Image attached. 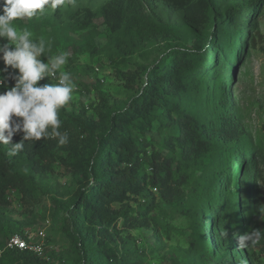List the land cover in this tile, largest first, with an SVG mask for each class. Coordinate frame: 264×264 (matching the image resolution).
Returning a JSON list of instances; mask_svg holds the SVG:
<instances>
[{
    "label": "rangeland",
    "instance_id": "rangeland-1",
    "mask_svg": "<svg viewBox=\"0 0 264 264\" xmlns=\"http://www.w3.org/2000/svg\"><path fill=\"white\" fill-rule=\"evenodd\" d=\"M201 1L65 0L54 10L46 8L31 20L16 22L32 31L34 38L43 37L51 45L52 54L67 53V63L61 71L71 74L76 87L72 100L60 110L59 119L62 127L68 125L69 131L76 128L78 133L69 136L65 145L55 141V148H40L46 156L38 162L20 157V151L14 155L29 188L26 193H9L12 204L0 206V249L15 233L30 230L34 242L44 243V264H81L78 244L63 227L68 224V208L92 181L96 169L92 154L102 152L108 140L107 117L99 112L128 107L138 99L160 61L168 60L166 69L172 65L170 55L193 50L199 39L210 36L211 22L196 19L192 13L193 5ZM249 3H254L253 15L257 13L251 29L241 30L223 44L222 51H227L225 57L233 66L230 77L211 65L198 85L186 78L173 81L168 100L177 105L181 114L196 120L210 141L209 150L202 154L195 153V149L188 151L187 165L195 161L189 169L188 185L199 183L207 188L206 202L200 205L213 259L222 262L228 254L240 264H264L261 246L255 243L241 248L232 238L249 232L256 224L260 230L264 228L258 211L264 205V0H219L223 11ZM112 14L113 23L108 19ZM41 60L47 62L46 57ZM4 67L1 61L0 70ZM169 74L168 71L161 79ZM214 76L218 77L216 81H212ZM177 111L171 112V119L178 118ZM223 116L228 118L225 130L234 141H228L225 130L220 129ZM80 120L87 123L86 127L78 126ZM144 131L130 133L142 147V175L150 174L144 156L159 153L179 162L184 160L181 147L172 138L179 134L174 123L162 128L154 121ZM252 160L255 164H251ZM227 182L230 192L237 191L241 196V212L239 222L226 231L228 243L223 244L224 220L213 209L222 200L220 187ZM188 185L179 188L187 198L191 193ZM145 200L152 204L147 207ZM176 204L167 203L149 182L138 194H127L123 200H101L93 207L95 213L82 209L81 230L86 238L83 245L94 249L108 244L123 255H131L132 264L134 260L141 264H200L199 255L190 249V219ZM189 204L193 206L195 202ZM135 213L154 217L160 222L159 228L130 225L127 217ZM99 218L112 219L102 232L97 230ZM40 230L45 233L43 239L36 237ZM13 263L12 259H0V264Z\"/></svg>",
    "mask_w": 264,
    "mask_h": 264
},
{
    "label": "trees",
    "instance_id": "trees-1",
    "mask_svg": "<svg viewBox=\"0 0 264 264\" xmlns=\"http://www.w3.org/2000/svg\"><path fill=\"white\" fill-rule=\"evenodd\" d=\"M254 11V3L240 4L224 11L219 6V0H202L200 3L193 5L192 13L196 19H208L213 25V31L210 36L205 40L199 39L195 43L193 50H184L181 54H178V51L176 53L174 51L173 53L175 54L170 55V58H172L170 64L172 65L168 68L165 69L168 60L160 61V64L156 65L149 75L147 85L141 90L138 99L132 101L128 107L120 111L100 110L99 114L107 117L109 126L108 140L102 152L92 154V162L96 168L93 171L92 181L89 180L86 183L78 196L79 200L68 208V218L66 219L68 224H64L63 227L66 234L78 244L77 253L81 264H132L131 255H123L108 244H99L94 249H88L83 245L86 238L83 237L81 230L84 222L81 219L82 209H88L90 212L95 213L93 207L101 200L108 202L123 200L127 194H138L145 188L146 182H149L153 188L159 189L161 197L167 203L171 205L177 203L176 206L180 207V212L190 219L192 238L190 249L199 255L200 264H240L237 259L228 254L222 262L216 261L212 257L211 239H208V233L204 227L205 223L200 205L206 202L205 194L207 188L199 183L188 185V181L191 180L189 169L195 164V161L187 165L190 161V153L188 151L195 149V153L202 154L209 150L210 141L203 133L204 131H202L199 123L190 118L189 115L181 114L180 111H177V105L174 102L170 103L168 98L172 93L170 86L173 81L186 78L189 79L188 82L191 84L196 82V85H198L202 81L201 78L207 75L205 70H208L211 65H215L218 73L227 76L226 78L230 77L233 72V66L229 61L230 58L225 57L227 51H222L223 44L226 41H231L241 30L251 29L255 20L254 16L257 15V13L253 15ZM114 15L112 14L108 17L112 23ZM256 42L255 37H253L252 43L254 46ZM168 71L170 74L165 80H162L161 78ZM217 79L218 77L214 76L212 81ZM8 81L14 86V81ZM49 83L51 82L45 80L38 84ZM224 99L226 97H223L222 105L225 103ZM172 111H177L178 113V118L175 120L171 119ZM226 119L228 118L225 116L221 119L222 128L220 129L222 131L228 126L225 122ZM154 121H158L162 128L168 127L173 123L177 126L179 134L172 138L181 147V155L184 160L179 162L170 156L165 157L159 153L152 154L150 158L144 156L150 168V174L147 176L142 175L139 171L142 160L139 157V153L142 152V147L130 137V133L132 130L144 133V129L151 128ZM81 122L82 124H80ZM86 124L85 121L80 120L78 126L86 127ZM60 131L68 132L69 136L74 135L76 132L78 133L76 128L72 132L69 131L68 125L65 127L61 125ZM225 138L228 141H234L233 135H229L226 130ZM21 140L22 134H17L13 136L10 145H0V206H10L12 204L9 193L14 191L26 193L27 188H29L24 175L20 171L17 158L9 155V148L16 143H20ZM55 141H57L55 138L41 139L36 142L27 141L23 150L20 151V157L38 162L39 159L46 156L42 149L55 148ZM142 144L147 143L143 142ZM251 164H255V161L252 160ZM185 184L188 187L190 186L191 193L189 198L179 191V188ZM222 186L219 189L222 200L214 207L213 211L217 212V217L224 220L222 228L224 231H228L231 228V224L239 222L241 196L237 191L230 192L228 182L223 183ZM189 200L194 201L195 205L191 206ZM146 203L147 207L152 204L149 200H145ZM127 221L134 227L153 225L157 229L160 224L154 217L149 218L144 213L141 215L135 213L133 216L127 217ZM111 222V218H99L97 230L102 232L110 226ZM253 229L260 230L261 226L256 224ZM261 231L264 232V228ZM20 232L22 231L17 233ZM225 238L226 236L222 235L223 244L228 243ZM232 238L238 241L235 235ZM256 244L261 246V250H264V237L258 240ZM3 259H12L13 264H44L41 257L29 252H8L5 253ZM133 263L141 264L137 260H134Z\"/></svg>",
    "mask_w": 264,
    "mask_h": 264
},
{
    "label": "clouds",
    "instance_id": "clouds-1",
    "mask_svg": "<svg viewBox=\"0 0 264 264\" xmlns=\"http://www.w3.org/2000/svg\"><path fill=\"white\" fill-rule=\"evenodd\" d=\"M0 145H10L14 135L22 134L20 143L9 148V155L23 150L27 141L55 138L59 145L69 142L67 132H61L59 112L72 100L76 85L71 74L61 71L67 63V53H51V45L43 38H34L26 27L17 21L31 20L46 8L56 9L65 0H0ZM41 57H46L43 62ZM9 69L12 71L9 72ZM7 73V75H5ZM59 73V75H57ZM45 77L53 79L50 84H38ZM14 81L8 87L7 81ZM264 220V205L258 209ZM223 235H227L224 231ZM264 237V232L252 229L242 235L236 234L241 248L249 247Z\"/></svg>",
    "mask_w": 264,
    "mask_h": 264
},
{
    "label": "built area",
    "instance_id": "built-area-1",
    "mask_svg": "<svg viewBox=\"0 0 264 264\" xmlns=\"http://www.w3.org/2000/svg\"><path fill=\"white\" fill-rule=\"evenodd\" d=\"M57 75H59L57 73ZM48 80L53 83V79L50 77H45L43 80L38 83ZM8 86V85H7ZM0 91H4L3 87H0ZM36 237L43 239L45 238L44 231H37ZM29 252L38 257H42L44 252V243L34 242V237L32 236V231L25 230L20 233H15L12 235L3 249H0V259H3L5 253L8 252Z\"/></svg>",
    "mask_w": 264,
    "mask_h": 264
}]
</instances>
